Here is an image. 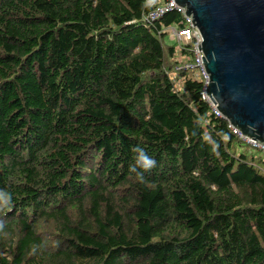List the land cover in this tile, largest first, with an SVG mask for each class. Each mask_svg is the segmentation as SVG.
Here are the masks:
<instances>
[{
    "label": "trees",
    "instance_id": "trees-1",
    "mask_svg": "<svg viewBox=\"0 0 264 264\" xmlns=\"http://www.w3.org/2000/svg\"><path fill=\"white\" fill-rule=\"evenodd\" d=\"M158 1L0 0V264H264V153L173 90Z\"/></svg>",
    "mask_w": 264,
    "mask_h": 264
},
{
    "label": "water",
    "instance_id": "water-1",
    "mask_svg": "<svg viewBox=\"0 0 264 264\" xmlns=\"http://www.w3.org/2000/svg\"><path fill=\"white\" fill-rule=\"evenodd\" d=\"M198 30L204 94L220 117L264 145V0H174Z\"/></svg>",
    "mask_w": 264,
    "mask_h": 264
},
{
    "label": "built area",
    "instance_id": "built-area-1",
    "mask_svg": "<svg viewBox=\"0 0 264 264\" xmlns=\"http://www.w3.org/2000/svg\"><path fill=\"white\" fill-rule=\"evenodd\" d=\"M175 9L179 11L182 15L184 27L180 29L170 28L171 38L177 41V49L181 44L190 43V55L182 58H179V64L173 68H166L164 71L168 76V79L172 83L173 90L178 91L181 90L183 76L180 75L179 71H191L192 77L196 79H200L203 82V98L210 104L213 112L217 115L218 112L213 108L212 104L209 102L207 97L204 94V88L208 81L207 74L203 69V61H202V53L201 50L198 49V44L201 43V37L193 25L192 19L190 16L185 15L184 9L178 6L174 0H159L156 6L147 13V15L143 18L144 20H154L160 17L165 12ZM182 60V61H181ZM228 128L232 131V133L236 134L242 141H245L251 147L259 149L264 153V145L260 144L256 140L251 138H247L242 136L239 131L228 124Z\"/></svg>",
    "mask_w": 264,
    "mask_h": 264
},
{
    "label": "clouds",
    "instance_id": "clouds-1",
    "mask_svg": "<svg viewBox=\"0 0 264 264\" xmlns=\"http://www.w3.org/2000/svg\"><path fill=\"white\" fill-rule=\"evenodd\" d=\"M132 151L136 154L134 157V165L130 166V171L136 173L137 176H142L138 169L148 170L155 165V160L150 157L142 147L134 146Z\"/></svg>",
    "mask_w": 264,
    "mask_h": 264
},
{
    "label": "rangeland",
    "instance_id": "rangeland-1",
    "mask_svg": "<svg viewBox=\"0 0 264 264\" xmlns=\"http://www.w3.org/2000/svg\"><path fill=\"white\" fill-rule=\"evenodd\" d=\"M172 43H174V39L171 38V35L168 36L167 38H165V40H164V44L165 45L172 44ZM237 149L240 150V151H245V150L249 151V150H251V151H253V153H258V149L251 147L245 141H243L241 147H238Z\"/></svg>",
    "mask_w": 264,
    "mask_h": 264
}]
</instances>
